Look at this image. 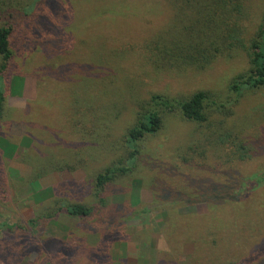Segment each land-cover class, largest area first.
I'll return each mask as SVG.
<instances>
[{
	"label": "rangeland",
	"instance_id": "obj_1",
	"mask_svg": "<svg viewBox=\"0 0 264 264\" xmlns=\"http://www.w3.org/2000/svg\"><path fill=\"white\" fill-rule=\"evenodd\" d=\"M263 15L264 0H0L13 51L0 72V264H192L197 244L175 245L164 228L211 213L245 237L244 263L264 264V87L231 86L245 51L203 69L145 53L196 23L225 31L235 20L250 38ZM198 90L211 96L208 121L161 109L129 172L95 187L103 168L126 164L139 105ZM71 203L91 212L71 216Z\"/></svg>",
	"mask_w": 264,
	"mask_h": 264
},
{
	"label": "trees",
	"instance_id": "obj_2",
	"mask_svg": "<svg viewBox=\"0 0 264 264\" xmlns=\"http://www.w3.org/2000/svg\"><path fill=\"white\" fill-rule=\"evenodd\" d=\"M200 1L206 5L209 0ZM225 13L229 18L230 13ZM210 20L211 17L208 16V21ZM232 23L233 27L227 26L225 31L200 29L201 24L196 23L197 29L191 28L192 34L187 36L180 37L181 33H179L178 36L174 34L163 38L162 42L155 40L148 42L145 53L149 54L150 58L154 52H161L167 54L174 63H178L177 59H182L185 64H192L198 69H203L219 55L228 56V53H234L239 49L244 50L248 58V67L232 79L231 86L236 90L244 88L254 90L264 87V15L261 24L250 38L245 39L242 36L241 28L236 25L238 23L235 20H232ZM10 33V27L0 26V72L7 68L13 57L9 40ZM217 36H219L218 39ZM210 97L207 91L198 90L171 103L161 94L151 95L149 100L138 106L133 124L128 127L122 137L127 151V165L117 161L103 168L96 175L95 187L99 190L106 183L129 172L131 168L129 165L133 163L139 151L138 142L157 134L161 130L163 126L161 109L179 113L187 121L203 124L209 120L213 112L209 108ZM2 100L3 96L0 92V103ZM206 141L208 142L205 146L207 148L201 152L203 154L201 157L206 156L205 151L213 149L212 142L221 144L224 143L225 139L219 135L217 138L210 136ZM243 156L244 153H241L240 159H244ZM239 192H241L240 188ZM64 206L65 211L71 216H84L91 212L89 206L81 203H71ZM212 207L215 208L217 205ZM168 213L169 211H167ZM170 217H173V213ZM182 217L177 220L174 216L172 222H168L164 229L168 230L167 233L172 236L175 245L179 246L178 243L184 238L197 244L192 264H235L237 261L238 264H248L243 262L246 257L243 253L245 247L242 246L245 237L241 238L234 233L231 223L226 220L227 218H221L211 213L205 216L203 220L198 219L191 223L185 216L182 215ZM247 225L248 223H245L244 226ZM183 229L184 231H182ZM194 231L196 232L193 233Z\"/></svg>",
	"mask_w": 264,
	"mask_h": 264
}]
</instances>
